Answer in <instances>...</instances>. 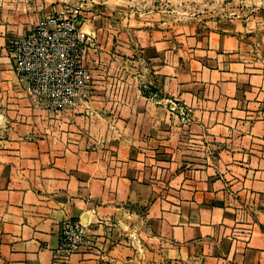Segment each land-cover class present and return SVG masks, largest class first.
<instances>
[{
  "label": "crops",
  "instance_id": "0c3cea01",
  "mask_svg": "<svg viewBox=\"0 0 264 264\" xmlns=\"http://www.w3.org/2000/svg\"><path fill=\"white\" fill-rule=\"evenodd\" d=\"M62 1L0 0V264H264V0L98 3L90 97L53 116L9 45Z\"/></svg>",
  "mask_w": 264,
  "mask_h": 264
},
{
  "label": "built area",
  "instance_id": "2783aa9c",
  "mask_svg": "<svg viewBox=\"0 0 264 264\" xmlns=\"http://www.w3.org/2000/svg\"><path fill=\"white\" fill-rule=\"evenodd\" d=\"M77 14V9L71 17L63 10L50 13L9 45L17 81L30 105L53 116L90 97L92 76L87 58L95 49L94 36L76 20ZM171 104L178 110L180 122L187 124L186 110ZM93 247L87 224L80 220L60 223L59 254L68 257Z\"/></svg>",
  "mask_w": 264,
  "mask_h": 264
},
{
  "label": "rangeland",
  "instance_id": "374dc122",
  "mask_svg": "<svg viewBox=\"0 0 264 264\" xmlns=\"http://www.w3.org/2000/svg\"><path fill=\"white\" fill-rule=\"evenodd\" d=\"M102 1H105V0H64L61 2L60 5H61L62 10L65 11L66 16L68 17H71L74 9H77L78 14H77L76 20L79 21L83 25L86 31L89 30V28L91 32H94L96 29H102L103 31H105V29L107 28L106 23L108 24V22L106 21L107 18L105 14L99 13L101 11L100 8L102 7V5L98 4V3H101ZM51 2H52L51 6H53L55 3L53 1ZM197 3L200 4V6L202 5L200 2H197ZM195 4L196 3L190 4V5H192L193 7L195 6ZM50 13L52 14L55 12L52 10L50 11ZM96 25H97V28H96ZM173 110L174 112L177 111L176 109H173V106H172V112ZM121 237H123L124 239L123 235H121ZM125 238H126V242L130 245V247H133L136 250V252L142 256L143 253L140 252V240H138V238L133 233L127 234ZM90 241L93 242L91 238H90ZM92 245L94 244L92 243Z\"/></svg>",
  "mask_w": 264,
  "mask_h": 264
},
{
  "label": "trees",
  "instance_id": "16d2710c",
  "mask_svg": "<svg viewBox=\"0 0 264 264\" xmlns=\"http://www.w3.org/2000/svg\"><path fill=\"white\" fill-rule=\"evenodd\" d=\"M145 94V93H144Z\"/></svg>",
  "mask_w": 264,
  "mask_h": 264
}]
</instances>
